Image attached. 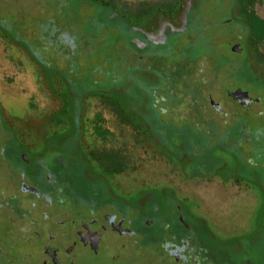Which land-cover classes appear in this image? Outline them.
Segmentation results:
<instances>
[{
    "label": "rangeland",
    "instance_id": "1",
    "mask_svg": "<svg viewBox=\"0 0 264 264\" xmlns=\"http://www.w3.org/2000/svg\"><path fill=\"white\" fill-rule=\"evenodd\" d=\"M113 1L122 14H147L138 29L144 32L148 42L154 44L160 43L166 28H170L172 35L184 32V12L197 7L191 15L194 23L192 29L184 35L169 39L161 50L169 60L183 58L188 61L192 77L187 78L186 86L190 85V88L178 89L177 95L182 96H178L182 99L181 104L164 106L161 111L164 115L156 118L165 126L175 124L176 130L164 134L170 137V145L182 147L185 141L187 161L170 156L164 145L151 135L150 129L141 120V111L147 103L144 95L141 96L136 89L130 88L123 95V103H118L117 106L112 102L115 93L125 91L124 84L110 86V90L101 95H86L76 99L75 107H80V112L73 123L69 117L70 109L65 107L61 110L65 105L66 89L54 79L48 82L26 53L0 33V101L10 93V89L20 78L36 90L32 98L25 91L24 100L20 103L23 106L18 103L9 112L7 107H0L3 116L0 119V162L4 158L1 152L10 135L5 132L7 128L13 129L19 141L31 147L39 146V142L45 138L48 145L49 141L60 137L56 142L57 146L64 136H72L66 148H63L64 152L61 151L63 161L71 165L76 159L75 167L91 177L90 186L93 182L100 186V182L94 181V178H100L109 189L110 197L119 202L110 204L116 212L133 218L144 213L148 217L147 214L155 212L160 205L153 202L152 197L149 198L145 192L172 190L179 198L192 201L188 207L190 213L183 212V218L196 230L202 244L211 246L210 255L213 259L222 253L223 257L226 256L233 263L244 264L247 258L254 264H264V195L254 192L242 182L227 181L218 176L200 178L209 168L206 166V159L201 160L209 156L208 147L216 139L226 147L239 143L241 146L255 148L253 151L258 152L259 156H253L250 152L248 158L246 148L235 149V156L240 161H252L253 164L245 167L264 177V26L255 30L256 38L263 40L254 41L245 30L244 22L240 21L242 18L239 9L230 8L233 0ZM263 2L264 0H255L253 5L254 12L262 18ZM231 17L235 19L233 22H229ZM203 37L208 45L202 40ZM236 45L241 47L240 53L232 51V47ZM145 63L143 61L142 65ZM138 78L151 91L157 87L155 77L148 73H143ZM248 81L253 85L247 84ZM200 87L205 107L202 102L197 107L198 116L186 118L189 106L192 105L190 95L194 92L191 90ZM239 87L248 90L263 103L252 106L250 111L240 110L227 95ZM184 95L189 97L183 98ZM208 97L221 105L225 117L218 116L211 109ZM172 101L175 102L174 99ZM23 112L26 116L22 114L19 117ZM156 120L152 117L148 123L154 126ZM191 124L193 128L189 127ZM236 128L240 131L232 134ZM200 138H210L211 142H196ZM69 155L72 161L68 158ZM212 155L228 161L216 151ZM94 156L114 157L121 166V172L105 174ZM225 167L230 169L231 165L227 163ZM71 168L72 165L69 169ZM70 176L68 182L81 179L82 172L74 169ZM241 177L244 179V176ZM100 188L103 189V185ZM144 194L147 195L146 198L142 197ZM75 198L64 201L66 204L63 203L60 208L45 210L46 215L41 210L39 213L35 211L31 217L37 221V225L32 226L29 219L25 222L14 219L0 210V245L7 239L14 249L6 256L11 254L17 259L10 258L9 261L14 264H43L45 259H49L48 264H173V261L158 254L156 245L146 240L149 233L147 230H140L136 239H124L115 236L113 232L108 233L104 224L97 221L101 210L96 213V217H92L85 213L87 207L78 204V199ZM89 198L90 196L87 197ZM90 199L93 200V197ZM95 206L89 207L98 209ZM249 213L251 215L248 219ZM65 218H78L83 225L80 230L60 227L75 236L74 240L58 243L37 235L49 223L59 226ZM165 220L162 219V222ZM168 221L169 230H172V217H168ZM16 225L19 227L16 228ZM20 227L28 230L27 234L21 235ZM246 230L248 232L245 234H249L245 237L233 238ZM5 248L9 251L11 247ZM0 264L5 263L0 261Z\"/></svg>",
    "mask_w": 264,
    "mask_h": 264
},
{
    "label": "trees",
    "instance_id": "2",
    "mask_svg": "<svg viewBox=\"0 0 264 264\" xmlns=\"http://www.w3.org/2000/svg\"><path fill=\"white\" fill-rule=\"evenodd\" d=\"M69 1L70 3L67 0H0V33L26 53L48 82L54 79L66 89L65 105L61 110L65 107L70 109L69 117L73 123L80 112V107H75L76 99L86 95H101L107 92L110 86L124 84L125 91L115 93V98L112 95V102L115 105L123 103V95L130 88L136 89L141 96L144 95L147 103L141 111V120L150 129L151 135L167 146L170 137L164 133L177 128L175 125L165 126L161 120H156L162 114L156 106V101L161 99L166 107L180 105L182 99L179 98L182 96L177 95L178 89L190 88V85L186 86V80L192 77V73L188 70L186 59L169 60L161 50L169 39L184 35L192 29L194 23L191 15L197 7L191 11L192 14H188V25L184 32L170 35L163 44H148L144 49H140L136 39L137 29L147 14H122L113 0ZM250 1L237 0V3L242 7L241 14L247 18L244 21L245 30L254 41L259 42L263 39L256 38L255 30L263 27L264 23L247 14V7L242 4ZM202 40L206 42L204 37ZM202 40L200 39V43ZM143 61L146 62L145 65H142ZM227 63L230 64L229 59ZM143 73L155 77L157 87L154 90H149L138 78ZM247 84L253 85L251 81ZM195 90H191L194 92L190 95L192 105L189 106L186 118L198 116L197 107L202 105L204 100L202 88ZM137 115L139 116V113ZM152 117L156 120L154 126L148 123ZM189 127L193 128V125ZM235 130L240 131L238 128ZM209 139L200 138L196 142H211ZM214 141L212 145L216 144ZM93 158L105 174L121 172V166L114 157ZM74 169L81 171L82 177L73 180L72 184L80 193L86 195L96 182L90 186L91 177L79 167H75V162L70 170ZM94 181L102 183L100 178H94Z\"/></svg>",
    "mask_w": 264,
    "mask_h": 264
},
{
    "label": "flooded vegetation",
    "instance_id": "3",
    "mask_svg": "<svg viewBox=\"0 0 264 264\" xmlns=\"http://www.w3.org/2000/svg\"><path fill=\"white\" fill-rule=\"evenodd\" d=\"M254 4L255 0H251L250 2L246 4L243 3L242 5H245L247 7V14H251L254 18H257L264 23V17H259L254 12ZM238 5L239 3H237V0H233L230 8H238L240 12V18H242V20L240 21L244 22L247 19L246 15L241 14L242 7ZM195 8L196 7H192L185 11L183 14L186 27L188 25V14H192L191 11ZM229 20V22H233V20L235 19L231 17V19ZM137 31L138 35L136 39L139 42L138 47L140 49H144L148 44H154L152 42H148V40L144 36V32L141 29H137ZM163 33L164 34L162 35L160 43L154 45L165 43L166 40H168L169 36L172 35L170 28H166ZM237 89L238 88H236V91ZM247 92L248 96L252 100L257 99L256 97L252 96L251 92H249L248 90ZM228 99L242 111H250L252 106L259 105L262 102L261 99H258V102H249L250 100H248L246 102H243V106H240L239 100H233L230 97H228ZM156 103L159 111H163L164 106H166V104H164V101H162L161 99H157ZM203 105L205 107L204 101ZM210 107L218 116H226V114L223 113L221 109V105L217 109L212 106ZM0 119H3L1 112ZM5 132L10 134L6 139L7 141L5 142V147L1 152V154L3 155L2 157L4 158L0 162V210H2L5 215H9L10 217L13 216L12 218L20 219L24 222L26 219H29L30 226L37 225V221L32 219L31 217L33 216V214H35V211H38L37 213H39V211L41 210L45 214V210H54L56 208H60V206H63L64 201H70L72 200V198L76 197L75 199H78V204L85 206V208L87 207L85 209V211L87 210V212L85 213H87L88 215L96 217V213L98 214V211L101 210L98 214L99 216L97 217V221L104 224L108 233L113 232L114 226L116 229H118V233H114L115 236L118 235L120 238L122 237L124 239H136L140 234V230H147V232L149 233H147L148 236L146 240L151 241V243L156 245L158 254L166 258L167 260L173 261V264H241L231 262L226 256L223 257L222 253L221 255L217 254L218 256H216L214 259L212 258V256L210 255L211 246L202 244L201 238L198 234L196 235V230L191 227V225H189L183 218L184 214L188 212L190 213L188 207L192 201H188L183 197L179 198L172 190H165L162 192H145V194L148 193L147 195L149 196V198L152 197L153 202L160 205L156 208L157 210L155 212H149L147 214L149 218L145 217L144 213L137 215V217L135 218L126 216L125 214H119L114 210V206L110 207L111 203L117 204L119 202L118 200H114L110 197L111 193L103 181L102 183H100V186L92 185V190L90 191V193H87V196L83 195L82 193H80V191H78V189L74 188L72 184L73 181L68 182V176H70L72 172L69 167L73 165V161L71 165L69 164V162H64L61 151H63V148H66L69 138H72V136H64L63 140L57 146L56 142L61 139L60 137H55V141H49L48 145L45 138L41 142H39V146L31 147L19 141L13 129L7 128V131ZM232 134H238V131L233 130ZM178 138L181 137L179 136ZM70 141L73 140L70 139ZM52 143L54 144L52 145ZM214 143L216 144L208 147L210 148L209 156L207 155L201 160L204 161L206 159V166H209V168L206 173L200 175V178H211L213 176H218L222 179L224 178L227 181L234 180L237 182H242L246 186H250L254 192L256 191L257 193H262L260 195H264V177L260 176L258 173L254 174L255 172H253L252 169H247L245 166L248 164L251 165L253 164V162L240 161L237 156H235L236 151H234L235 149L242 150V148H246L249 158L250 152L253 156H259L258 152L255 153V151H253L255 150V148L251 146H241L239 145V143H237L236 146L233 145L230 147H226L222 146L220 144V141H218L217 139L214 141ZM164 147L166 148L167 153L170 156L172 155L178 160L184 159L187 161L185 157L186 152H184L185 143L182 147L170 145V143H168L167 146L164 145ZM213 151L222 154L223 159L228 161L222 160L221 157L214 158L212 155ZM73 152L75 154V150ZM68 153L71 154V152L69 151ZM72 157L74 158L73 155ZM68 158L71 160L70 155L68 156ZM74 162H76V159H74ZM227 163L231 165L230 169H226L225 165ZM255 164L256 163H254V166ZM262 170L264 171V168ZM241 176H244V179L246 180H244ZM189 177L193 178L192 176ZM102 185L103 189L100 188ZM103 190H105L104 193L100 192ZM145 194L142 196L143 198L147 197V195ZM140 195L141 194H139L138 196ZM89 196L90 198L93 197V200H91L90 198L87 199V197ZM93 203L98 209L89 207L94 205ZM122 205L124 208H126L125 204ZM105 208L109 210H104ZM170 214L172 216H170ZM250 215L251 214L249 213L247 217L248 219ZM168 217H172L174 222L172 230H169L170 223L168 221ZM162 219L166 220L162 222ZM248 219L246 220V224L248 222ZM17 226L18 225H16V228L19 227ZM82 226L83 225L78 218H65L61 221L59 226L49 223V225L45 227V230H43L42 233H37V235L39 234V236H42L43 238H48L51 241L62 243L69 240H74L75 236L68 234L60 227H63L64 229L76 228L80 230ZM248 230L236 236L234 235L233 238L238 239L241 237H245L249 234H245L248 232ZM19 231H22L20 232L21 235H25L28 232V230H24L23 227H20ZM8 242L9 241H7L6 239L3 245H0V261H3L5 264H14L13 261H9V259L13 258L15 260L16 257L12 256L11 254L6 256L7 253L12 252V249H14V246ZM238 244L239 243L237 242L236 250H238L239 248ZM5 247L11 248L8 249L9 251H7ZM40 250L42 251L41 248H39V251ZM46 250L48 249L46 248ZM53 252L50 253L53 254ZM49 262V259H45L43 261V264H48ZM244 264L254 263H252L251 259L246 258L244 260Z\"/></svg>",
    "mask_w": 264,
    "mask_h": 264
},
{
    "label": "crops",
    "instance_id": "4",
    "mask_svg": "<svg viewBox=\"0 0 264 264\" xmlns=\"http://www.w3.org/2000/svg\"><path fill=\"white\" fill-rule=\"evenodd\" d=\"M29 87L30 86L28 84L26 85L23 79H18V81H16L13 85V88L10 89V93L1 98L0 107L5 106V108L7 107L8 112L11 111L13 106L17 105L18 103L20 104L21 101L24 100L25 91L29 95V98H32V96L36 94V90L33 87H30L31 89ZM23 105L24 104H20V106ZM22 114L26 116V113L24 114V112L19 114L18 116L20 117Z\"/></svg>",
    "mask_w": 264,
    "mask_h": 264
},
{
    "label": "water",
    "instance_id": "5",
    "mask_svg": "<svg viewBox=\"0 0 264 264\" xmlns=\"http://www.w3.org/2000/svg\"><path fill=\"white\" fill-rule=\"evenodd\" d=\"M232 51H234L236 53H240L241 52V47L236 45V46L232 47ZM227 95H228V97L232 98L233 100H239L240 101V106H243L244 105L243 102H246L248 100H250L249 102H252V101L258 102L259 101L258 99L252 100L248 96V92L245 91V89H243L241 87H239L237 89V91H235L233 93H228ZM208 101H209L210 106L214 107L215 109L220 107V104L219 103H214L213 100L211 99V97L208 98ZM113 229H114L113 233L117 234L118 233V229H116L114 226H113Z\"/></svg>",
    "mask_w": 264,
    "mask_h": 264
}]
</instances>
